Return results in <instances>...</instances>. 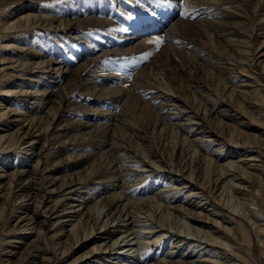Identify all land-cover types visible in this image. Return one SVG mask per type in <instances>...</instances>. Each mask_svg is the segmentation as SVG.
Listing matches in <instances>:
<instances>
[{
  "label": "rangeland",
  "instance_id": "374dc122",
  "mask_svg": "<svg viewBox=\"0 0 264 264\" xmlns=\"http://www.w3.org/2000/svg\"><path fill=\"white\" fill-rule=\"evenodd\" d=\"M170 2L167 0H140L139 4L135 0H0V114L10 108L16 111L27 112L25 115L31 118L33 115L31 112L35 110L34 107L40 106L39 108H43L40 126H37L36 123L27 126L21 135L16 134L14 140H20L19 142H14L15 145L8 146L5 150H1L0 148V175H4V178L0 179V191L2 190L1 195L3 194V197H0V264H36L34 258L39 255L37 246H43L48 257L53 255V241L49 239L51 238L50 234L48 235L49 238L42 237L36 243L34 236L31 238L26 237L30 235L29 233L21 234V231L14 232L16 221H14L11 215L12 202L8 195L12 188V183H10L11 177L8 175L9 172L11 173L19 168L18 165L20 164H30V162L33 163L35 161L34 155H31L30 151L24 149V147L29 141L39 137L41 127L45 128L48 125L51 127V130L48 135H43L41 139H38V150L41 148L42 143L44 145L46 142L44 136H47V139H51L58 134L57 130L60 127L59 125H61L60 123H64V128L59 132L66 133L63 136L65 138L62 139V142H54V144L50 142L44 146V150L42 149L41 153L43 161H51L48 174L60 177L62 181H67L71 187L68 190L58 192L54 199H62L63 205L71 202H73L72 205H77L80 200L84 199V202L82 201L83 206L87 203L90 221L87 222L88 218H86L83 225L84 227L85 225L86 227L89 226V228L92 225H96L95 229L99 231L102 224L100 222L98 225L96 224V216L100 209L105 207L104 210L109 209L114 213L112 224L116 225L120 219L125 218V215L122 213V206L115 204L112 199L118 192H122L123 194H121L125 196L127 201H131L146 197L151 198L160 193L161 190L177 186V183H175L176 185L171 184L174 180L171 178L173 176L172 173L168 174L166 171L157 169L158 166L150 169L142 167L141 164H148L145 159H149L161 166L160 163H164L165 160L172 156L176 140L174 132L183 135V129L181 130L180 124L181 122H186L187 115L190 116V114L194 113L193 110L197 109L195 105L199 106L198 103H194L196 99L202 101V108L206 107L211 112L212 118H210L212 120L207 121L205 119L204 121H200L201 125H199L207 132H211L214 129L217 130L222 126L220 123L223 120H227L219 115L218 112L228 107V105L232 106L235 110L237 109L238 115L245 110V113H248L250 118L255 115L254 123H258L259 120L264 119H260L261 113H264V105L259 100L261 99L260 96H251V98H246V100L240 99L241 103H234V101L232 102L226 96L228 88L238 84V79L241 80L246 77L241 73V77L235 73L237 69L243 68L244 65L238 61L240 58L235 53V46L230 45L232 46L230 47L225 43L229 34H232L229 36L233 38L236 37V40L238 38L240 40L243 36H246V39L250 33H253L251 31L253 28L257 32L255 29L259 26L257 21L258 14L264 12V4L256 6L254 0H183L178 6H174ZM235 12L238 15L242 14L239 16V20L246 21L248 25L247 31L249 32L244 33L243 36L233 33L234 29L232 25L235 24L233 21L238 20V18L234 17ZM28 13L33 17H37L35 22L27 24L26 18L23 17ZM94 16L108 19L111 23H100L98 20L92 22L89 20L90 17ZM118 16H124V18H119ZM200 20H202L201 24L198 22ZM207 20L209 22L208 25L213 24L210 22L211 20L216 21L210 29L211 32L209 34H212L211 38L209 35H206L204 30H198L200 27H205ZM185 22L187 24H184ZM175 23L176 27L180 30L178 35L173 32L168 33L167 31ZM13 25H18V27L16 29H5L7 26L12 27ZM134 28L141 29L143 37L149 36L155 38V41L153 39L149 40L148 43L140 44L134 49L128 48L131 46H129V42L118 47L116 44L121 42V38L133 36ZM146 28H149V30H146ZM120 29L125 30L124 34H119ZM262 41V37L253 36V46H259ZM166 47L172 48L177 53L179 52V54L175 55L174 58V53L170 48L169 50L165 49ZM115 48H123L124 50L114 51ZM42 60H46L44 65L41 64L44 67L41 66L39 68V66L33 69V64ZM56 60L60 61L62 65L59 70L51 69V66L52 68L57 66V64H54ZM234 61L236 64H234ZM23 62H30L32 65L25 70L23 67L17 68L19 63ZM97 67L102 70L95 71L96 74L94 73L92 76L99 83H95L98 86L96 87L98 91L94 89L96 92H92L91 90L86 92V79L90 73L98 69ZM11 71H15L13 73L14 76L8 79L7 74ZM45 71L49 72L46 73ZM235 76H239V78ZM120 85L129 87V93L131 92L145 102L148 105L145 108L149 107V110L138 106L134 109L136 118L142 117L141 121L143 123L141 122L140 133L135 131L134 128L128 129L127 125L125 126L119 122V119L125 120L121 116L123 104H120L119 101L115 102L114 100L116 99L109 95L108 98L106 97L107 95H98L99 90L103 88L107 89L108 87V90H113L117 86L120 87ZM62 86L66 88L64 96L60 93ZM168 86L171 87L170 89L173 88L175 90L173 91L172 89L174 92L172 99H168L171 96L163 92L162 89ZM216 89H219L220 92ZM1 90H19L21 93L5 94ZM207 93L213 94L212 98H218V101L216 100V103L207 101L205 96L207 95L208 98L209 94ZM173 98L175 101L179 100V103L174 105ZM177 104L183 106L184 109L179 112L180 108L177 107ZM107 113L116 114L115 118L118 121H116V126L123 125V130L119 132L121 136L120 140H116L118 142V145L115 146L117 149L115 148L113 151H110V154L105 152V148L98 149L100 148L99 143L104 141L106 137L92 135L94 131L92 130L93 132L90 133V131L83 129V125L81 124L82 121L87 120L93 123H105L106 119H103L104 117L102 118L101 115L105 116ZM158 120L161 122L159 126L156 125ZM25 124H28V121ZM0 127V129H3L2 126ZM112 127L114 128V126ZM188 128V124L184 126V130ZM247 131L256 133L253 130ZM110 132L112 133V130ZM242 138L246 139L244 136ZM204 141L202 140L198 145L197 150H201L200 154L203 153L209 156L220 143L224 142V144L228 145L225 148H221L225 150L224 155L232 154L231 156L234 158L230 159L240 158L239 152L234 153L233 151L240 148L236 149L235 145H232L227 137L225 141ZM251 146H254V143H251ZM247 149L253 151L251 154H254V151L261 153L264 161V144L255 145V147ZM239 151L241 154L245 152V150ZM119 168L122 169L119 171ZM142 168L146 170H141ZM263 179L264 176L260 174L257 177V184L254 188V195L256 196L255 193H257L256 198L260 205H255L254 201L256 199L253 200V197L247 198L243 196L244 198L246 197V200H238L239 198H236L234 195V198H232L231 193H227V196L224 192L225 205L230 207L226 206L227 209L231 211L233 207L237 209L241 208L239 212L242 214L244 223L250 228L253 243L256 246L253 247L252 245L249 248H241L243 254L248 258L246 261H236L233 257L223 258L225 255H219L220 257H216L217 260L220 261L222 258L221 261L225 260L224 262H229L228 264H261L259 261H264L262 259L263 255H260L261 248L258 246L260 245V239H257V236L261 238L262 232H259L260 228H256L264 225ZM42 191H38V193ZM171 194L173 195L175 192ZM186 194L185 190L180 191L177 195L178 200L176 204L179 205L181 201L183 204L184 200L190 199L191 203L196 201L195 197L186 198ZM235 195L242 198V196ZM41 196L42 194L40 193L36 198L38 204L41 201ZM66 197L73 199L65 200ZM230 200L235 203H230ZM209 201L207 209L214 208L213 204L215 200H211L210 198ZM130 210H136L133 214L135 216L140 215L139 213L144 215L140 211L138 213L135 208L131 209V205ZM215 212L218 215L220 214L218 209ZM44 214V212L40 213L41 219H44ZM225 215L231 217L229 213H225ZM182 217L183 219L185 217L184 221L186 225H190V223L197 224L184 215ZM253 221H257V226H255L256 223ZM147 223H150V221H147ZM154 225L156 226V224L152 223L144 225L141 228L144 229L147 226L154 227ZM210 226L202 227V229L207 230ZM228 226L235 228V223L228 224ZM81 230L80 232H82ZM115 231L114 236L110 238V245L113 244L116 238H120L121 236V230ZM258 232L260 235H257ZM143 234L141 232L138 235L133 234L136 236V239L134 238L135 245L129 251L122 252L119 248L112 247L106 253L93 257L91 261L81 262V260H78L75 264L86 262H90V264H117V262L118 264H130L131 262H135L138 253L143 252L148 257H155L152 260L153 262H156L157 257V261L162 260L163 256L166 257L165 253L167 254L169 251H171V255L175 258L183 255L185 258H188L189 255L187 254L191 251L193 252L195 250L194 247L199 244L196 241L189 246V241L191 240L186 239L185 244L183 243L178 249H175L172 244L174 234L168 233L167 238L164 240L161 238L160 241L156 243L152 241L153 243L150 242V244L144 242L149 240L152 234ZM81 236L79 232L76 234L67 233V236L63 238L66 241L64 245L68 248L74 247L70 248L71 251L61 262H53L51 264H73L74 259L77 257L91 250L93 247H98L101 242L104 244L103 241L89 242L90 244L88 243L84 248L79 249L75 242ZM163 237H166V235ZM231 237L233 238L232 234L229 233L228 235L226 234V237L222 236L221 240L225 241L227 239V244H234ZM108 241L109 239L106 243ZM94 243L97 245H94ZM146 244H148L147 248L141 249ZM102 247H105V245ZM127 248L129 249L130 247H124L123 249L126 250ZM218 249L219 247H216V250ZM131 250L134 252L132 253ZM59 251H62V249H59ZM59 255L61 256V254ZM142 257L144 256L142 255ZM189 260L190 258H188Z\"/></svg>",
  "mask_w": 264,
  "mask_h": 264
},
{
  "label": "bare ground",
  "instance_id": "6f19581e",
  "mask_svg": "<svg viewBox=\"0 0 264 264\" xmlns=\"http://www.w3.org/2000/svg\"><path fill=\"white\" fill-rule=\"evenodd\" d=\"M132 1H134V0H132ZM167 1H171L174 6H176V5L178 6L179 3L183 0H167ZM135 2L139 3L140 0H135ZM185 3H186V1H185ZM254 4L256 6H259L260 4H264V0H254ZM63 12H64V10H63ZM240 15H242V14L238 15V13H236L234 15V17L238 18V20L233 21V22H235V24L232 25V28L234 29L233 33H237V34L243 36L244 33L246 34V32H249V31H247L248 25H247L246 21L239 20ZM118 17L124 18V16L123 17L118 16ZM23 18H26L27 24H29L30 22H33V21L35 22V20L37 19L36 16L33 17L29 13L27 15H25V17H23ZM43 18H44V16H43ZM19 19H22V18H19ZM110 19H112V18H110ZM241 19H243V18H241ZM89 20H91L92 22L95 20H98V22H100V23H107V24L111 23V21H108V19L106 20L105 18H98L95 16L90 17ZM257 21H258V25H259L258 27H256L257 29H255V30H257V32L254 31V28H253L251 30V31H253V33H250V35H248L246 39H245L246 36H243V38H241L240 40H238L239 39L238 37H237L238 39L236 40L235 39L236 37L233 38V37L229 36L232 34H229L227 39H226V42H225V43H227V46H230V45L235 46V51H236L235 53H237L236 55H238L240 58L238 61H240V63H242L244 65L243 68L240 67L239 69H237V72H235V73L239 74V76L241 74H243V76L246 77L245 79H241V80L238 79V81H237L238 84H236L234 87L228 88V92H227L226 96L229 99H231L232 102L234 101V103L240 102V99L246 100V98H251V96H256V97L260 96L261 99H259V98L258 99L264 105V83H262V82H264V79H263L264 78V12H260L258 14V20ZM198 22L201 24L202 20H200ZM206 22L207 23L205 24V27H202V28L200 27V29H198V30H200V31L204 30L206 35H209L211 38L212 34H209L211 32L210 29L216 21L214 22V20H211L210 22L213 23L212 25H208V23H209L208 20ZM184 24H187V23L185 22ZM25 26H28V25H25ZM17 27H18V25H13L12 27L7 26L5 29H10V28L16 29ZM151 27H152V25H151ZM188 29H189V27H188ZM190 29H191V27H190ZM146 30H149V28H146ZM167 31H168V33L173 32V33H176L178 35L180 30L176 27V23H175V24H172V26H170V28H168ZM124 32H125L124 29L123 30L120 29L119 34H122V33L124 34ZM141 33H143V31L141 29H135L134 28L133 33H132L133 36L121 38V42H118L116 45L118 47H120V46L124 45L125 43L129 42L128 44H129V46L130 45L131 46L128 48L134 49L137 46H139L140 44H143L146 42L148 43L149 40L155 39V38H151L149 36L143 37V35H141ZM221 33H223V32H221ZM110 35H111V33H110ZM253 36L263 38V41L260 43V45L256 46L257 48L255 47V45L253 46V43H252L253 42ZM230 47H232V46H230ZM151 48H153V47H151ZM169 48L170 47H166L165 49L169 50ZM118 50L121 51L124 49L123 48H115L114 49V51H118ZM170 50L174 53V58H175V55L179 54V52L177 53L172 48H170ZM178 51H180V50H178ZM41 58H43V57H41ZM45 61L46 60L35 62L36 64H33V66H34L33 69L38 68L39 66H40L39 68H41V66L44 67L43 65H44ZM41 64H43V65H41ZM54 64L55 65L57 64V66L55 68H52V66H51V69L59 70L62 66L61 62L58 60H56ZM234 64H236V62ZM31 65L32 64L30 62H23V63H19L17 68L23 67V69L25 70L26 68H28ZM100 70H102V69H99V68L95 69L93 71V73H90L88 75V77L86 79L87 82H85V85H87V88L85 86L86 92L88 90H91L92 92H96V91H94V89H97L96 87H98V86L95 83H98V82H96L94 80V77L92 76V74H94L95 71H100ZM14 72L15 71L9 72L7 74V78L10 79L11 76H14V74H13ZM45 72L47 73L49 71H45ZM239 76H235V77L239 78ZM115 77H116V75H115ZM261 77H263V78H261ZM31 79L34 80L33 78H31ZM118 86H117V88H114L113 90H108L109 89L108 87H107V89L103 88V89L99 90L98 95H100V96L101 95H104V96L107 95L106 96L107 98L109 95L110 97H113L116 99V100H114L115 102L119 101L120 104H123V106L121 108V111H122L121 116L125 120L119 119V122H121L125 126L127 125L128 129L134 128L135 131L139 132V130H141L140 126L143 123V121H141L142 117L136 118V116L134 115V109H136V106L143 109L148 105H146L145 102L140 100L138 97L133 95L131 92L129 93V87H126L124 85H120V87H118ZM170 88L171 87H169V86L162 88L163 92H166L167 95L171 96L168 99H172V97L174 96L173 91H175L173 88H172L173 91ZM216 90L220 92L219 89H216ZM24 91H25V89H24ZM97 91H98V89H97ZM1 92H4L5 94L21 93L19 90H16V91L1 90ZM26 92H27V90H26ZM35 92H37V90H35ZM65 92H66V88L64 86H62L60 88L61 95L64 96ZM207 94H209V93H207ZM221 94H222V92H221ZM212 95L211 94L208 95L209 99L207 98V95H205L206 100L211 101L213 103H216V100L218 98H216V99L212 98ZM227 97H225V98H227ZM173 101L175 103L174 105H176V103H179V100L175 101L174 98H173ZM227 102H228V100H227ZM194 103L195 104L198 103V105H199V106L195 105L197 108L196 110H193L195 114L192 113V115L190 114V116L187 115V117L185 119L186 122L185 123L181 122V124H180L181 127L178 125L181 128V130L183 129V135L179 134L177 132H174V134L176 136V140H175V145H174L175 149L173 150L172 156L169 159L165 160L164 163L163 162L160 163L161 166H159L158 163L153 162L149 159H148L149 161L145 159V161L148 164H145V163L141 164L142 167L150 168V169L152 167L158 166L157 169H161L163 171H166V172H168V174L172 173L173 176H171V178H173L174 180H173V182H171V181L170 182L172 185L177 183V186L174 188L168 187L167 189H164V190L160 189L161 192L158 193L157 195H154L152 197L149 195L151 198L146 197L147 199L143 198V199H135V200H131V201H129V200L127 201L125 196L122 195L123 193L121 191L120 192L122 194L118 192L117 194H115L113 196L112 199H113L115 204H120L122 206V213L125 215V218L122 220L120 219L119 223H116V225H115V224H112V217H113L114 213L111 210H109V209L104 210L105 207L100 209L99 211H98V209H96L98 211L97 212L98 215L96 216V224L98 225L99 222L102 224V227H101V229H99V231H97V229H95L96 225H92L91 228H89V226L86 227V225L84 227V225H83L85 223L84 220L86 218H88L87 222L90 221V212H88L89 208H88L87 203L84 204V206H83V202H84L83 200L84 199L82 200L83 202L80 200L77 205H72L73 202H71L67 205H63L62 199H54L58 192H60L62 190H68L71 187L67 181L66 182L64 180L62 181L60 177L50 176L48 174V170H49L51 161H47V160L43 161V159L41 157V153H42V149L44 150V146H46L50 142H51V144H54V142H57V143L62 142V139L65 138L63 136H65L66 133L64 134L63 132H59V131L64 128V123H60L61 125H59L60 127H58V130H57L58 134L55 135L54 137H52L53 139L52 138L47 139V136H44L46 142L44 145L42 143L41 148L38 150V146H37L39 143L38 139H41V137H43V135H48L49 131L51 130V127L48 125H46L45 128H42V127L40 128L39 137L38 138L36 137V139L34 138V140L29 141V143L24 147V149H27L28 151H30L31 155H34L35 161L33 163L30 162V164H26V163L20 164V165H18L19 168L15 169L11 173L9 172L8 175H10V177H11L10 183H12L11 184L12 188H11L9 194L7 193L11 199V202H12V207L10 206L12 208L11 209V215H12V218L14 219V221H16V223H15L16 229L14 230V232L15 231H21L20 232L21 234L29 233L30 235L26 236V237L31 238L32 236H34L35 237L34 240L36 241V243H38L42 237L49 238L48 235L49 234L51 235V238H49V239H52V241H53V246H52L53 255L48 257L47 252L43 249V246H39V247L37 246V252L39 251V253H38L39 255H37L36 258H34L35 259L34 261L36 264H51L53 262H56V263L61 262L62 259L67 257L68 253L72 249L71 247H74V246H71L70 247L71 249H70L64 245V243L66 242L65 240H63L64 236H67V233L68 234H70V233L76 234L77 232L81 233V235H82L80 238L78 237L76 239V242H75V244L78 245L79 249L84 248L89 242H98V241L101 242V241H103L104 244H102V242H101V244L98 245V247H96V248L93 247L91 250H89L85 253L83 252L84 254H82L81 256L74 259L73 264H75L78 260H81V262L82 261H91V259L93 257H95V256L98 257L99 256L98 254L102 255V253H106L107 251H109L108 249L112 248V247L113 248L117 247L122 252L123 251L124 252L129 251L131 249V247H133L135 245L134 238L136 236H134L133 234L138 235L139 232L144 233V234H148V235L152 234L151 238L144 242V243H148V244H150V242H152V241H154L156 243V242L160 241L161 238H163V240H164L165 238H167L168 233L171 235L174 234V237H173L174 240H173L172 244L174 245L173 248H175V249H178L181 246V244H183L185 242L186 239L191 240V241H189V246H191L196 241H197V243L199 242V244H197L194 247L195 250L193 252L191 251L190 253L187 254V255H189L188 258H190L189 261H188V258L184 257V255L181 257L179 256L178 258H175L171 255V251H169V252H167V254L165 253L166 257L163 256L162 260L160 259V261H157L158 260L157 259L158 257H157L156 262H153L152 260H154L155 257H148V255H146V253L143 252V253L137 254V258L135 259V262H131L133 264H228L229 263V262L228 263L224 262L225 260L221 261L222 258L220 259V261L217 260L216 257H218L219 255H221V256L225 255V256H223V258L233 257L236 261L237 260L246 261V259H248L245 256V254H243L241 248L242 247L249 248L252 245L254 247V246H256V244L253 243V236L250 233V228L244 223L242 216H241L242 214L239 212V209H241V208L237 209L236 207H233V209L231 211L229 209H227L226 206H228V205H225V202H224V192H225V194L231 193L232 196L234 195L236 198H239L238 200H241V199L246 200V197L247 198L253 197L254 198L253 200L256 199V201H257V202L254 201L255 205H260L257 198H256L257 193H255L256 196L254 195V188L256 187V184H257V177L260 176V174L262 176H264V161H263V158L261 156V153H256V151H254L255 153L251 154V152H253V151H251V149H247V148L255 147V145H263L264 144V119L259 120L258 121L259 124L254 123L253 120L256 117L255 115H253V117L251 116V118H250L248 113H245L246 110L243 111V113L238 115V110L237 109L235 110L232 106L228 105V107H225L224 109L220 110V112H218L219 115H221L223 118H226L227 120H223L220 123V124H222V126L218 129L216 128L217 130L214 129V130H211V132L210 131L207 132L203 127H200L199 125H201L200 121H204L205 119L207 121L212 120L211 119L212 118L211 112L206 107L202 108V105H201L202 101H200V99H196L194 101ZM39 107H37V108L34 107L35 110L33 112H31V114H33L31 118H28L30 116L25 115V114H27V112L16 111L15 109H10V108H8L5 112L0 114V126L3 127V129H0L1 130L0 131V148H1V150H5L8 146L15 145L14 142L16 143L18 141V140L17 141L14 140L16 137V134L21 135L27 126H31L34 123H36L37 126H40V123H41V120L43 117V114H42L43 108H39ZM177 107L180 108L179 112L184 109L183 106H181L180 104L179 105L177 104ZM260 107H261V105H260ZM145 109L149 110V107L145 108ZM238 109H240V108H238ZM106 112H108V111H106ZM255 114H257V113H255ZM115 115H116L115 113H107V115H105V116L101 115L102 118L104 117L103 119H106L105 123L104 122L103 123H93V122H89L88 120L81 122V124L83 125V127H82L83 129L90 131V133L94 131V133H92V135L94 134V136L106 137L105 140L102 141L103 143L102 142L99 143L100 148H98V149L100 150V149L105 148L106 149L105 152H107V153H109L110 151H113L115 148L117 149V147H115L118 145L117 144L118 142L116 140H118V141L120 140L121 136H120L119 132L123 130V125L116 126L117 120L115 118ZM261 115L262 116L260 117V119L264 118L263 112L261 113ZM179 116H180V113H179ZM24 118H26V119H24ZM26 121H28V124H25ZM125 121H127V122H125ZM224 121H226V122H224ZM138 122H140V123H138ZM231 123H233V124H231ZM234 123H235V125H234ZM81 124H79V125H81ZM113 124H115V125H113ZM159 124H161V122L158 120L156 122V125L159 126ZM187 124L189 125V128L187 130H184V126H186ZM112 126H114V128ZM111 130H112V133L110 132ZM247 130H249V131L253 130V131H256V133L248 132ZM160 132H162V131H160ZM113 133H114V135H113ZM13 135H14V137H13ZM242 136H244L246 139H243ZM226 137L232 145H235L236 149L240 148L238 150H233L234 153L239 152L238 154H239L240 158L230 159V158H234V157L231 156L232 154L231 155L228 154L227 151L226 152L228 155L227 156L224 155L225 150L221 149V148H225L226 146H228L227 144H224V142L220 143L215 148L214 152L209 154V156H206L203 153L200 154L201 150L200 151L197 150L199 147L198 145H199V143H201L202 140L203 141L208 140L209 142L214 141V140L215 141L216 140L225 141ZM204 143H205V141H204ZM251 143H254V146H251ZM202 149H204V148H202ZM239 150H245V152L243 154H241V152ZM105 152H104V154H105ZM206 154H207V152H206ZM112 167H113V165H112ZM115 169H117V168H115ZM121 169L119 168V171ZM141 170H146V169L142 168ZM1 178H4V175H0V179ZM128 180H129V178H128ZM133 180H135V179H133ZM1 188H3V187H1ZM41 190H43L42 192H40L42 194V196H41L42 198L38 204L36 201V198L40 194V193H38V191H41ZM167 190H169V191H167ZM176 190L177 191L178 190H180V191L185 190L187 193L186 198L195 197L196 201L191 203V199H190V200H184L183 204H182V201L179 205L176 204V202L178 200L177 195L180 193V191L177 192ZM1 191H0V197L2 198L3 194L1 195V193H2ZM146 192H148V191H146ZM173 192H175V194L172 195L171 193H173ZM3 193L5 194V192H3ZM129 194H130V192H129ZM235 194L242 196V198L237 197ZM227 196H228V194H227ZM229 196H231V195H229ZM234 196L232 198H234ZM243 196H246V197L244 198ZM70 197H71V195H70ZM70 197H68V198L66 197L65 200L66 199H73ZM210 198H211V200H213V199L215 200L214 204H213L214 208L207 209L209 206L208 202H210L209 201ZM249 199H252V198H249ZM184 202H186V203H184ZM229 202L233 203L234 201L231 202V200H230ZM130 205H131V209L135 208V209H137L138 213L140 211V212L144 213V215L142 214L143 215L142 216L141 213H139L140 215H138V216L133 215L136 210L135 211L130 210ZM257 207H259V206H257ZM257 207H255V208H257ZM216 209H218V211H220L219 215L215 212ZM41 212L45 213L44 219L40 218ZM175 213H177V214H175ZM225 213H229L231 215V217H228L227 215H225ZM180 215L186 216V218L191 219V221H195V223H197L198 225L194 224V223H190V225L189 224L186 225V223L184 221L185 217L183 219V217ZM257 215H255V216H257ZM252 216H254V215H252ZM169 218H171V219H169ZM147 221H150V223H147ZM152 223L156 224V226L155 225H154V227L153 226H147L144 229L141 228L142 226L144 227V225L146 226V225H150ZM231 223H235V228L228 226V224H231ZM254 223H256L255 226H257V224H258L257 221ZM208 225L209 226L211 225V226L208 227L207 230L202 229V227H205ZM261 226H262V224H261ZM81 228H82V230H81ZM256 228H260L259 232L260 233L262 232L261 235L259 232L257 233V235L259 234L261 237V238H258V236H257V239H260L259 240L260 245H258V246H259V248H261V250L259 249L260 255H263L262 259H264V225L262 227H256ZM80 230L82 232H80ZM115 230H117V231L121 230L122 231L121 236H120V238H116L114 240L113 244L110 245L109 244L110 240H111L110 238H112V236H114V234L116 232ZM129 231H131V232L129 233ZM256 232H257V230H256ZM256 232H255V235H256ZM229 233L232 234V236H233V238L231 237V239H233L234 244H232V243L227 244V239L225 240L226 242L221 240L222 236L226 237V234L228 235ZM148 235H147V237H148ZM164 235H166V237H163ZM108 239H109V241L106 243V241ZM228 240H229V238H228ZM11 242H18V241H11ZM148 244L144 245L141 249H143V250L146 249ZM94 245H97V244L94 243ZM103 245H105V247H102ZM124 247L125 248L130 247V248L129 249L127 248L126 250H124L123 249ZM214 247H215V249H214ZM216 247H219V249L216 250ZM59 249H62V251L58 252ZM255 249H256V247H255ZM147 250H149V249H147ZM133 252L134 251H132V253ZM194 252H196V253H194ZM132 253H130V254H132ZM59 254H61V256ZM142 255L144 257H142ZM195 256H196V258H194ZM197 257H199V258H197ZM201 257H204V258H201ZM151 261H152V263H150ZM242 261H240V262H242ZM115 262H117V261H115ZM259 262L261 264H264V261H259ZM83 264H90V262H86ZM117 264H118V262H117Z\"/></svg>",
  "mask_w": 264,
  "mask_h": 264
}]
</instances>
